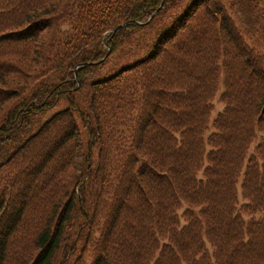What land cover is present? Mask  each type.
Returning <instances> with one entry per match:
<instances>
[{
    "label": "trees",
    "instance_id": "1",
    "mask_svg": "<svg viewBox=\"0 0 264 264\" xmlns=\"http://www.w3.org/2000/svg\"><path fill=\"white\" fill-rule=\"evenodd\" d=\"M257 132L264 0H0V264H264Z\"/></svg>",
    "mask_w": 264,
    "mask_h": 264
},
{
    "label": "rangeland",
    "instance_id": "2",
    "mask_svg": "<svg viewBox=\"0 0 264 264\" xmlns=\"http://www.w3.org/2000/svg\"><path fill=\"white\" fill-rule=\"evenodd\" d=\"M149 18L144 23H148L151 20V19L149 20ZM240 19L242 22L246 21V17L243 15L240 16ZM219 94H221V92H218V94L216 95L214 102H213L214 110L211 112L210 122L213 121V119L215 118L217 113L223 109V104L220 102V95ZM62 104H63V102H61L58 106H56L52 111L48 112L46 115V118H48L51 114H53L54 112H56L60 108H62L63 107ZM261 142H264V134L261 132H257L256 142H254L252 144V146L250 147L249 154H252L256 148V145L260 144ZM238 199H239V203L242 204L243 199L241 197L240 185L238 186ZM86 259L89 260V253L88 252L86 253Z\"/></svg>",
    "mask_w": 264,
    "mask_h": 264
},
{
    "label": "water",
    "instance_id": "3",
    "mask_svg": "<svg viewBox=\"0 0 264 264\" xmlns=\"http://www.w3.org/2000/svg\"><path fill=\"white\" fill-rule=\"evenodd\" d=\"M160 7H161V6H160ZM160 7H159V8H160ZM159 8H158V9H159ZM152 17H153V15L149 18V20H150ZM149 20H148V21H149ZM120 27H121V26H119L118 28H116L113 32L115 33Z\"/></svg>",
    "mask_w": 264,
    "mask_h": 264
}]
</instances>
